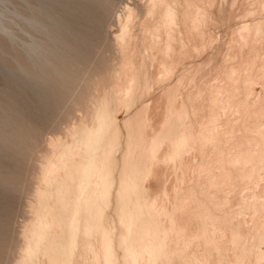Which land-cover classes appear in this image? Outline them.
<instances>
[{
	"label": "bare ground",
	"instance_id": "6f19581e",
	"mask_svg": "<svg viewBox=\"0 0 264 264\" xmlns=\"http://www.w3.org/2000/svg\"><path fill=\"white\" fill-rule=\"evenodd\" d=\"M145 1L138 21L131 8L118 18L115 47L121 67L105 90L104 106L71 127L70 140L50 147L55 159L49 156L40 168L33 218L24 233L27 244L17 264L78 259L80 264H116L119 258L121 264H264V107L246 98L251 85L264 78V18L238 22L226 48L188 66L190 55L204 53L200 49L215 42L208 24L217 20L208 8L214 0ZM251 1L256 7L243 10L244 16L264 10V0ZM62 6L65 11L50 15H11L8 22L0 10V51L13 49L11 22L19 21L29 37L14 66L24 73V63H30L33 71H28L44 85L43 95L57 99H65L79 78L72 63L76 58L78 64L77 55L82 52L80 61H90L89 36L100 40L110 1L65 0ZM179 68L183 72L175 75ZM162 80L169 82L141 104L140 112L135 108L122 116V106L157 89ZM5 96L0 144L12 154L8 159L0 154L3 182L2 168L21 159L24 139L34 130L24 126V105L13 94ZM111 205L113 216L107 213Z\"/></svg>",
	"mask_w": 264,
	"mask_h": 264
},
{
	"label": "rangeland",
	"instance_id": "374dc122",
	"mask_svg": "<svg viewBox=\"0 0 264 264\" xmlns=\"http://www.w3.org/2000/svg\"><path fill=\"white\" fill-rule=\"evenodd\" d=\"M64 1L65 0H40V1L39 0H0V10L4 13L2 15L3 19L5 18L4 19L5 22H8L7 20H10L9 17L11 15L21 16L24 14V17H25L27 15L29 16V14L32 15L34 12L44 13V14H49V13L53 14V12H55L56 10L65 11L62 9V7H63L62 4L64 3ZM109 1H110V8L108 10L109 16H107V18L105 19L107 21L105 22V20H104V22H103V23H105V25L102 23L103 24V25H101L102 30H101V28L99 30V32H101L99 34L100 40H96L93 36L92 37L89 36V39L91 40V41L90 40L89 41L91 42V44L88 41V45L86 47H88L91 51L92 50L94 51V52H92V56L90 58V61L85 62V63L81 62L82 60L80 61V58L82 59V57L80 55V54H82V52H80V54L77 55V57L80 56L77 59V60H79V61H77L78 64H75L76 62L74 60L76 58L73 60L74 62L72 61V63H74L73 65L76 66V67H74V69L77 68V71L79 73V78L73 83V86H72L73 89L69 90L70 92L71 91L72 92L66 93L67 95H65V99H61V98L59 99L58 98L59 103L57 102L58 99L55 98V96H53L51 98L49 95H46V94L43 95V93H45L43 90L44 85L42 83H40V81L38 82V80H37L38 78H37L36 74H34L31 71H30L31 72L30 73L28 71V69L31 70L33 68L30 66V63H29V65H28V63L26 64V62L24 63V73H22V72L19 73L17 71L15 56L18 55L19 52H21V50H20L21 46H22L23 42L26 43L27 37H29V33L26 31L25 28L23 29L21 27V25L19 24V21L18 22L16 21V24L11 22L12 24L10 27V29H11L10 31H11L12 36H16V41H15V44L13 45L15 47V48L13 47L14 51L12 49V50L8 51L7 53L5 52L4 53L5 56H4V54H2V51H0V54H1L0 57H2V59L4 58V61L0 58V64H1L0 65V82H1L0 83V103L2 102V100L5 99V97H6L5 95H7V92L9 95H11V97L13 94L14 98L13 97L12 98L16 101V103H19L18 105H20V106L24 105V108H23L24 124H25L24 126L32 125L31 127H33L34 130H36V131L33 130V135L30 136V138L26 139L24 137L25 138L24 144L26 147L24 148L23 155L20 156L21 159L17 162L13 161L12 162L13 164H11V166L7 165L6 167H3L4 169L2 168L1 174H2V176L6 177V180L3 182L0 179V181H1L0 182V238H1V236H3V238H2L3 243L0 246V264L1 263H3V264H12L13 263L14 264L15 262H17L16 261L17 259L19 260L20 257L19 258H17V257L20 254V252H22V250L24 249V246L26 247L25 244H27V241L25 240L24 235L27 234V232L29 231V228H30L29 226H27L30 224H27V223H30L32 221L31 219L33 218V216L31 217V215L33 213L32 211H34L33 208L35 207V205H34L35 201H36L35 199L37 198V195L35 192H36V188L38 187L37 183L39 182L40 168L44 164L43 162L49 159V156H51V158L53 157L55 159L54 155L52 154V149H51L52 146H55L56 144H58L59 142H63L64 140L65 141L70 140V135L67 134V131L70 130L71 127L78 126L82 120L84 121V120H89L90 118H93L89 114V112H93L95 110V108L99 107V105L104 106L103 96L106 93V91L112 87L113 82L115 80L114 79L115 74H116L117 70L120 69V67H121L119 65L120 64V55H119V53L115 47L116 46V43H115L116 42V36L120 33V24H118L119 19H123L125 17L126 12H127V8H131V9H134V11H136V14H138V16L136 15V19H135L136 21H138V19L141 18L143 15V13H142L143 8H144L143 6H144V3L146 2L145 0H109ZM248 1L247 0H245V1L244 0H214V2H215L214 6L212 4H211V6L208 5V6H210V7H208L209 9L212 8L210 10H211V12H213L212 14H214L213 16L215 17V19H217L216 21H214L215 25L212 24L214 22L208 23L209 27L211 28L210 31H212L211 34L214 37L216 36L217 38L215 37V39H214L215 42L213 41L212 44L211 43L208 44L207 47H209L208 48L209 50L207 49V47L205 48V46H204V48L200 49L204 53H201L199 51L200 52V54H199L197 51L198 54L196 56L200 55L198 58L196 56L193 57L194 54L190 55L192 57L189 56L188 58L189 59L191 58L192 60L189 61V59H187L189 61V62H187L188 66H189V64H191L193 62L198 63L196 61L200 62V59H202L201 60V62H202L206 56H208L210 54H215V52L223 50L224 48H226V44L229 43L228 39L230 38L231 33L234 30V27L237 26L238 22L246 21L249 19L251 20V19H254L256 17L257 18H264V10L263 11L258 10V13H256V12L254 14L250 13L249 15L247 14L248 16L247 15H245L246 17L244 16V14H246V13H243L244 12L243 10H245L248 7L250 8L253 5L251 0H248ZM214 2H213V4H214ZM125 5H126V7H125ZM254 5L256 7V4H254ZM254 5L252 6V8H254ZM213 8H214V10H213ZM40 10H41V12H40ZM240 12H242V13H240ZM70 13L71 12H68V14H70ZM72 13H73V11H72ZM76 19L79 21L78 18H76ZM76 19L74 18L73 20L75 21ZM109 20H111V21H109ZM210 24H212V26H210ZM132 30L135 33L137 31V28L134 27ZM74 38L75 37L72 36V39H73L72 40L71 37H68L67 38L68 44L71 43L70 41H74L75 40ZM91 38H93V39H91ZM94 40L96 43L94 42ZM97 43H98V45H97ZM92 45H93V47H92ZM204 49H205V51H204ZM93 53L97 54L98 56L93 54ZM59 55L61 56V53L59 54V52H58V56ZM94 56H95V59H94ZM261 56H262V54H261ZM261 56L259 58L260 61L264 60V58L262 59V57H264V55L262 57ZM260 61H257V63L259 64ZM81 63H83V64H81ZM90 64H91V67H90ZM258 64H254L250 67L256 68L258 66ZM118 65H119V68L117 67ZM25 69H27V70L25 71ZM7 70H9V71H7ZM182 70H183L182 68L177 69L175 72L176 73L175 75L180 73V71H182ZM32 71H33V69H32ZM258 72L256 73V75L258 74ZM17 73H18V75H17ZM259 73H263V72H259ZM32 74H34L35 76L34 75L31 76ZM56 75L58 76V74H56ZM56 75H55V78L57 77ZM18 76H20V77H18ZM56 79H54V81H52V82L55 83ZM165 81L162 80V81L158 82L159 84L157 85L158 86L157 89H156V86L154 85L155 86L154 89H151V91H148V93L147 92H145V94L143 93L145 96L141 95V94L139 96H137L138 98L141 96L139 98V103H137L138 98L136 97L135 98L136 100L134 99L133 103H131V104H133L132 106H131V104L127 105V107H125V105H124L125 109L122 106L120 113L123 114V112H125L122 116L125 115L127 117L130 114H133V112H135V108L137 109L136 111H139V108H141V104L143 102H147L148 101L147 99L150 100L151 97H153L152 95L156 96L159 93V90L168 84L169 80H165ZM78 82H80L79 86H78V84H76ZM255 82H254V84L251 85V92L249 91V93H248V95L250 97H248V95H247L246 98L248 100H250V102L254 105L259 106L261 104L260 108H262V105L264 107V78H261ZM9 84H10V86H9ZM4 85H5V87H4ZM11 86H13V87H11ZM5 91H6V94H4ZM11 92H12V94H11ZM37 94H40V95H37ZM77 94L79 96H77ZM48 96H49V98H48ZM142 96H144V97L142 98ZM17 99H19V100H17ZM48 100H50V101H48ZM253 100H255L256 104ZM136 103H137V106H135ZM65 104H67V105H65ZM252 104H250V106ZM128 106L132 107L131 108L132 111L130 110V108L128 109ZM39 107H40V109H39ZM21 108H22V106H21ZM64 109H66V110H64ZM126 109H127V112H126ZM251 109L254 110V106ZM251 109H250V111H252ZM257 109L258 108L255 107V110H257ZM43 110H44V112H43ZM2 111L3 110H2V107L0 105V114L2 113ZM29 122H30V124H29ZM243 123H245V122H243ZM123 130L124 129L122 128V132H123ZM56 136H58V137H56ZM31 138H33V139H31ZM123 139L124 138L121 139L120 143H122V144L120 145V147H119L120 149H118V152L116 153L117 171L118 172H120V170H121V169H119L120 163L122 161V160H120L121 159L120 154L123 153V149L125 147V142ZM55 141H58V142L56 143ZM0 146H1V144H0ZM47 146L49 149L47 148ZM77 148L78 147H75V149H77ZM50 149H51V151H50ZM0 151H1L0 152L1 157H3L4 159L5 158L8 159L9 156H11V155H9V153L12 154L11 149H7V148H4L2 146L0 148ZM5 152H6V154H5ZM121 165H122V163H121ZM262 179L263 178L261 177V181L264 182V179L263 180ZM250 184H249V186L252 187ZM244 192H245V190H244ZM110 198L111 199L114 198L113 193L110 195ZM31 201H33V202H31ZM111 209H113V210H111ZM107 213L108 214L110 213L109 215H111V216H113L115 214V211H114V208L112 205H111V207L108 208ZM28 217H29V219H28ZM103 220H105V222H106L108 219L104 218ZM116 230H117L116 231L117 233L115 235L114 245L117 248L118 241H116L117 240L116 236H117L119 230L117 228H116ZM79 233L81 234L80 231L78 232V235H79ZM24 241H26V243ZM21 248H22V250H20ZM79 249H80L79 246H78V248L75 249V251H74L75 255L80 254ZM77 251H79V252H77ZM117 251L119 252V255H120L121 254L120 249H117ZM37 253L38 252H36V254ZM88 256H90V254H88ZM78 262L80 264L83 261H82V259H78L77 261H74V263L72 262V264H76V263L78 264ZM121 263H122V261L119 258V260L116 262V264H121ZM15 264H17V263H15Z\"/></svg>",
	"mask_w": 264,
	"mask_h": 264
}]
</instances>
